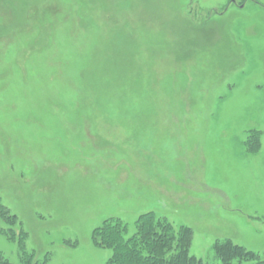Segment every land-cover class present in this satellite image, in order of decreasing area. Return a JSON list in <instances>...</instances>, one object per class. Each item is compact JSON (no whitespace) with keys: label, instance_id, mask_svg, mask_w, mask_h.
Masks as SVG:
<instances>
[{"label":"rangeland","instance_id":"rangeland-1","mask_svg":"<svg viewBox=\"0 0 264 264\" xmlns=\"http://www.w3.org/2000/svg\"><path fill=\"white\" fill-rule=\"evenodd\" d=\"M1 204L50 264L148 211L264 260V0H0Z\"/></svg>","mask_w":264,"mask_h":264},{"label":"trees","instance_id":"trees-1","mask_svg":"<svg viewBox=\"0 0 264 264\" xmlns=\"http://www.w3.org/2000/svg\"><path fill=\"white\" fill-rule=\"evenodd\" d=\"M260 133H252L250 140H257ZM253 148V147H252ZM0 220L8 224L1 231L10 238H16L23 252L22 264H50L49 256L37 260L36 253L26 248L27 233L22 226L17 231L18 216L4 205H0ZM136 232L127 237L128 226L120 218L106 219L92 235L95 245L112 250L106 264H234L251 261V264H264L260 255L232 239L217 241L214 252L219 258L217 263H208L191 253L194 230L189 225L173 224L167 217L159 216L154 211L142 213L136 222ZM9 260L0 252V264Z\"/></svg>","mask_w":264,"mask_h":264}]
</instances>
